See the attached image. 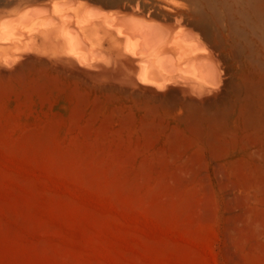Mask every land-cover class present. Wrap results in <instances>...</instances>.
<instances>
[{
	"label": "rangeland",
	"instance_id": "obj_1",
	"mask_svg": "<svg viewBox=\"0 0 264 264\" xmlns=\"http://www.w3.org/2000/svg\"><path fill=\"white\" fill-rule=\"evenodd\" d=\"M249 1H210L224 61L203 91L0 49V264H264V0Z\"/></svg>",
	"mask_w": 264,
	"mask_h": 264
},
{
	"label": "bare ground",
	"instance_id": "obj_2",
	"mask_svg": "<svg viewBox=\"0 0 264 264\" xmlns=\"http://www.w3.org/2000/svg\"><path fill=\"white\" fill-rule=\"evenodd\" d=\"M38 1L34 7L30 0L9 2L12 7L0 13L6 18L0 20V49L6 57L2 61L15 62L12 50L25 53L32 44L51 63L83 62L101 72H115L122 80L144 78L158 83L165 71L167 79L174 75L185 80L184 87L204 85L207 80L205 88H209L221 77L223 38L211 34L212 14L218 17L211 0H95L100 5L93 6L79 3L85 0Z\"/></svg>",
	"mask_w": 264,
	"mask_h": 264
}]
</instances>
